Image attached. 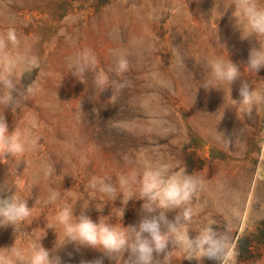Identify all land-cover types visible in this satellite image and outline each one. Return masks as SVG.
<instances>
[{"label":"rangeland","instance_id":"rangeland-1","mask_svg":"<svg viewBox=\"0 0 264 264\" xmlns=\"http://www.w3.org/2000/svg\"><path fill=\"white\" fill-rule=\"evenodd\" d=\"M232 2L0 0V32L14 28L22 50L39 59L38 68L19 74L21 87L34 89L27 101L20 97L12 110L0 108L9 131L30 129L37 140L18 165L13 158L0 163V184L14 185L32 208L16 235L12 227L0 228V247L15 241L27 249L40 237L46 249L59 247L62 229L56 226L57 238L47 226L65 202L77 215L88 206L94 221L105 216L116 225L137 224L143 201L129 200L121 221V198L112 201L86 185L94 176L115 183L119 174L139 167L143 154L186 166L189 174L202 178L203 188L193 201L195 215L186 226L189 233L212 223L230 239L224 264H264V104L254 106L250 115L237 104L233 99H239L240 80L231 92L226 83L222 89L204 88L217 86L207 62L230 57L241 66L242 79L264 91V69L256 75L245 67L257 42L241 39L234 7L224 13ZM84 49L95 54L98 70L127 82L115 100H110L111 88L100 93L94 87L92 72L85 84L70 73L67 58ZM177 52L186 67L177 63ZM117 53L129 61V70L119 78L112 71ZM49 165L55 167L51 176L46 174ZM50 190L60 193L55 203H45ZM176 214L167 216L172 220ZM173 247L169 244L168 251ZM58 254L63 264L103 255L90 248L77 251L70 243ZM183 255L181 249L172 251L171 264H219ZM156 258L163 261L164 254ZM103 264L126 262L104 257Z\"/></svg>","mask_w":264,"mask_h":264},{"label":"clouds","instance_id":"clouds-1","mask_svg":"<svg viewBox=\"0 0 264 264\" xmlns=\"http://www.w3.org/2000/svg\"><path fill=\"white\" fill-rule=\"evenodd\" d=\"M230 7H234L232 18L235 20L234 27L241 33V39L254 38L258 44V47L250 48L245 65L257 75L264 69V5L259 0H233L224 13ZM175 55L177 63L186 67L179 53ZM67 62L70 73L80 82L85 84L87 73L92 72L93 85L100 93L111 88L110 100H115L128 86L122 79H110L106 72L98 70V61L91 49L68 57ZM38 67V57L22 50L21 39L14 28L0 32V108L12 110L17 107L20 97L27 101L34 89L32 85L22 88L23 80L19 74ZM207 67L217 86L206 85L205 89H222L220 85L226 83L231 92V85L240 80L239 99H232L249 115L254 106L264 104V91L255 89L242 79L241 66L230 57L227 60L221 57L210 59ZM128 70L127 56L117 53L112 71L119 78ZM36 147L37 140L30 129L15 127L9 131L4 111L0 112V163L7 164L9 158H13L18 165L24 154ZM137 164L138 168L119 174L115 183L110 177L94 176L86 185L93 193L98 191L109 196L112 201L121 198V221L129 200L143 201L137 224L116 225L106 221L105 216H99L94 221L87 214L88 206L80 209L77 215L75 207L65 202L58 207L54 223L47 226V229L54 230L57 238L59 233L56 226L62 229L64 242L59 247L46 249L41 242L42 237L30 241L27 249L18 248L14 241L10 247H0V264H63L58 252L69 243L75 245L77 251L90 248L103 254L92 261L82 260L81 264H103L104 257L114 261L122 257L126 264H171L170 253L176 249L183 251L185 259L200 260L207 257L224 264V254L230 244L226 233L218 231L212 223L203 224L195 235L186 230L195 215L193 201L203 188L202 178L195 173L189 174L186 166L163 158L152 159L141 154ZM54 173V165H49L46 174L51 176ZM59 198L58 191L50 190L45 203H55ZM96 210L102 212L103 208L96 207ZM174 210L177 214L170 220L167 213ZM31 216L32 208L28 200L17 194L14 185L6 180L0 184V228L12 227L16 235L20 225ZM169 244L174 246L172 251H168ZM160 254H164L163 261L156 258Z\"/></svg>","mask_w":264,"mask_h":264},{"label":"bare ground","instance_id":"bare-ground-1","mask_svg":"<svg viewBox=\"0 0 264 264\" xmlns=\"http://www.w3.org/2000/svg\"><path fill=\"white\" fill-rule=\"evenodd\" d=\"M188 146V145H187Z\"/></svg>","mask_w":264,"mask_h":264}]
</instances>
